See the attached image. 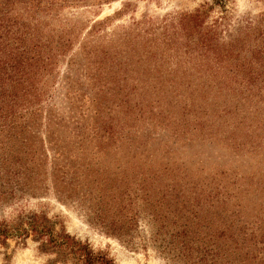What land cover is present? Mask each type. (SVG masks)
Masks as SVG:
<instances>
[{
    "label": "rangeland",
    "instance_id": "1",
    "mask_svg": "<svg viewBox=\"0 0 264 264\" xmlns=\"http://www.w3.org/2000/svg\"><path fill=\"white\" fill-rule=\"evenodd\" d=\"M0 94V223L44 214L116 264H264V0H0ZM37 246L0 264H62Z\"/></svg>",
    "mask_w": 264,
    "mask_h": 264
},
{
    "label": "trees",
    "instance_id": "2",
    "mask_svg": "<svg viewBox=\"0 0 264 264\" xmlns=\"http://www.w3.org/2000/svg\"><path fill=\"white\" fill-rule=\"evenodd\" d=\"M21 34V33H20ZM27 37V34H26ZM24 50L26 48L23 47ZM9 44V55H14L17 60L16 64L18 68L22 67L23 78L28 76L32 69L26 67L30 66V61L34 56H28L27 50L24 54V50H16L14 53L11 51ZM23 58V59H21ZM27 58V59H26ZM20 66V67H19ZM13 67H16L15 64ZM21 80L22 82L24 81ZM28 77H26L27 81ZM32 83V82H31ZM31 85H25L22 89V95H26ZM1 95V94H0ZM28 110V108H27ZM22 117V115L18 116ZM15 112L12 110V104H6L1 96L0 99V133L16 134L19 130H14L17 126H14L13 120ZM9 120L10 123H3ZM29 235H33L34 239L38 242V249L42 253L53 254L55 257L53 262L70 264H116L113 258L102 251H96L92 246L74 235L66 232L64 229L55 230L50 220L44 214H33L25 220H17L14 224L0 223V240H6V238L19 236L21 239H25Z\"/></svg>",
    "mask_w": 264,
    "mask_h": 264
}]
</instances>
